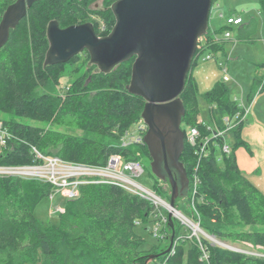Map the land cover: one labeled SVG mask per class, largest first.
<instances>
[{"label": "trees", "instance_id": "obj_1", "mask_svg": "<svg viewBox=\"0 0 264 264\" xmlns=\"http://www.w3.org/2000/svg\"><path fill=\"white\" fill-rule=\"evenodd\" d=\"M15 1L0 0V20ZM97 1L39 0L10 31L0 51V121L14 139L0 149V165L33 163L31 146L46 156L88 165H104L110 155L139 163L143 157L150 158L142 142L122 146L125 135L132 134L140 121L145 104L126 90L134 58L107 74L88 64L86 52L65 64L43 65L51 20L61 28L92 23L98 36L111 31L115 19L110 6L116 0H103L101 10L90 9ZM258 2L264 9V0ZM214 35L208 27L180 96L185 108L182 130L196 127L200 133L194 146L185 141L179 159L189 181L186 208L180 212L218 241L264 247V195L238 169L234 155L239 146H246L240 137L243 124L231 132L229 154L222 152L223 139L211 137L208 126L198 124L199 92L192 67L204 49H222L224 42L215 43ZM81 56L84 59L80 62ZM66 66L74 68L65 73ZM64 75L65 83L61 81ZM263 88L264 76L254 72L252 96ZM201 96L221 128L223 117L241 111L224 82ZM194 176L199 181L195 189ZM153 177V192L169 202V195L158 186L162 181ZM50 191L51 187L40 181L0 177V264H264V257L212 246L204 238L198 240L177 221L173 228L168 221L160 223L159 212L150 202L110 184L80 186L76 199L61 200L64 212L56 223H41L33 210ZM175 207L179 211L176 202ZM146 223H160L158 231L151 232L152 243L135 230ZM165 228L170 236L173 233L172 247L151 260L170 245V240L164 245Z\"/></svg>", "mask_w": 264, "mask_h": 264}, {"label": "water", "instance_id": "obj_2", "mask_svg": "<svg viewBox=\"0 0 264 264\" xmlns=\"http://www.w3.org/2000/svg\"><path fill=\"white\" fill-rule=\"evenodd\" d=\"M39 0H16L3 12L0 20V51L14 30ZM212 0H116L110 6L115 23L105 36L95 33L92 23L61 28L51 20L46 29L48 49L44 67L69 62L86 52L89 65L107 74L121 63L134 58L126 90L144 101L141 119L147 126L142 143L151 158V173L171 187L168 223L173 228L172 212L186 208V194L174 177L188 188L186 171L180 162L184 150L185 114L180 96L190 73L200 38L208 29ZM164 161V174L159 169ZM169 163V165H168ZM211 239H215L211 236ZM173 233L167 250L172 247ZM227 250L239 252L231 247Z\"/></svg>", "mask_w": 264, "mask_h": 264}, {"label": "rangeland", "instance_id": "obj_3", "mask_svg": "<svg viewBox=\"0 0 264 264\" xmlns=\"http://www.w3.org/2000/svg\"><path fill=\"white\" fill-rule=\"evenodd\" d=\"M103 5L104 1L98 0L96 3L90 4L89 8L101 10ZM229 16H240L243 23L240 26L226 28V18ZM98 22L99 24L101 23L100 21ZM208 27L210 31L215 34L214 37L216 39H222L225 31L229 32L230 37L228 38L229 40L223 43L224 48L221 50L213 48L204 49L192 67V75L197 81L199 92L197 101L200 115L198 120L212 126L208 105L201 95L212 89L218 82H223V67L226 68L229 81L225 82V84L230 88L232 99L242 98V101L247 106L249 105V115L244 126H252L253 122L251 118L253 117L261 128V131H256L255 134H253L252 131L246 134L247 136L245 137L250 140L251 148L255 152V156L260 163L258 173L250 176L248 179L253 185L258 187L264 195V88L262 91L258 89L253 96L251 94L254 72L260 76H264V68H259L261 64H264V9L261 8L258 0H214L210 10ZM221 28L223 29L221 30ZM207 55H210L211 59L206 60L205 57ZM83 59L84 56H81L80 62ZM73 68L74 66H66L65 73H69ZM66 77L67 75L62 77L61 81L63 83L67 82ZM74 77L75 76H73L72 79ZM181 128L184 129L183 126H181ZM131 132L137 134L136 126ZM226 140L231 144L232 136H227ZM53 151L55 152L56 150ZM150 163L151 159L149 157L141 158L140 164L144 172L135 178V181L143 187L153 191L155 178L151 173ZM158 186L162 187L161 190L165 195H169L170 197L171 187L168 182H160ZM48 196L42 198L35 205L33 213L35 218L41 223H56L58 215H51L50 210L58 204L62 205V199H57V201L51 203ZM162 200L167 202V200ZM163 214H166V216L168 215L164 208ZM180 214L182 213L180 212ZM178 218H181V216ZM178 218H173V226L175 221L181 223ZM155 229L156 226H154V224L146 223L137 226L135 230L147 243H152L154 237L151 232ZM189 231L192 233L191 229H189ZM165 234L167 235V239L164 245L167 246L170 240L169 237L171 238L172 235L170 236V231L166 228ZM198 236L199 238L206 239L212 246L224 249H227L224 246H228L235 250H239L240 253L245 255L264 257V247H254L251 244L243 243L222 242L216 239V241L213 242L212 240L214 239H211V236L203 231L199 233Z\"/></svg>", "mask_w": 264, "mask_h": 264}, {"label": "built area", "instance_id": "obj_4", "mask_svg": "<svg viewBox=\"0 0 264 264\" xmlns=\"http://www.w3.org/2000/svg\"><path fill=\"white\" fill-rule=\"evenodd\" d=\"M243 20L240 16H229L226 18V28L240 26ZM104 30L102 25L101 31ZM230 34L228 31L224 32L222 39H216L215 43H221L229 40ZM204 43L203 38L199 39L198 47ZM198 49V48H197ZM206 60L211 59L210 55L205 57ZM222 68V66H221ZM224 78L223 82L229 81L227 76V69L223 67ZM237 102L241 111L237 112L233 117L225 116L222 119L223 127L221 128L214 118L210 115L212 126H209L203 121L198 120V124L207 125L211 137L223 139L222 152L229 154L230 144L227 142V136H231L232 130L239 124H244L249 115V105L247 106L241 99H234ZM136 133L126 134L123 138L122 146L127 147L133 142H142V136L147 131V126L142 119L136 126ZM14 136L4 128L0 121V149L5 147ZM184 140L194 146L200 140V133L196 127H188L184 131ZM208 139H205L201 147V153ZM32 154L34 155V162L26 165H0V177L22 178L27 180H36L48 184L51 187V193L48 196L51 203L62 200H73L79 195V188L82 185L88 184H110L118 186L140 198L150 202L154 208L159 212L160 223L167 222V217L163 214V208L167 211L170 210L168 202L163 201L155 192L143 187L135 181V178L140 176L144 169L138 161H125L121 155H110L104 165H88L82 163H74L63 160L56 156H46L42 154L34 146H31ZM194 189L199 183L196 176L193 177ZM64 212V207L60 204L54 206L50 210L51 215H59ZM178 218L183 226L188 230L191 229V236L199 240V233H202L199 224L191 221L180 214L176 209ZM160 223L156 225L155 232L158 231ZM215 242L216 240H212ZM155 264H166L163 261H157Z\"/></svg>", "mask_w": 264, "mask_h": 264}, {"label": "crops", "instance_id": "obj_5", "mask_svg": "<svg viewBox=\"0 0 264 264\" xmlns=\"http://www.w3.org/2000/svg\"><path fill=\"white\" fill-rule=\"evenodd\" d=\"M223 48L224 47H222V49ZM194 79H195V77H194ZM195 81H196V79H195ZM196 83H197V81H196ZM246 121H245V123H246ZM251 121L253 122L252 126L248 125L246 127V126H244L245 123L243 124L244 127H242L241 134H240V137H241L242 141L245 142L246 146L245 147L239 146L234 152L236 165H237L238 169L247 178H249L252 175L257 174L259 169H260V163H259L258 158L255 156V152L251 148V144H250L251 142L249 139H246V137H245V136H247L246 134H249L252 131H253V134H255L256 131H258V132L261 131L260 126H258V124L256 123V120H254L253 117L251 118ZM230 143L231 144L233 143V138H232V141Z\"/></svg>", "mask_w": 264, "mask_h": 264}, {"label": "flooded vegetation", "instance_id": "obj_6", "mask_svg": "<svg viewBox=\"0 0 264 264\" xmlns=\"http://www.w3.org/2000/svg\"><path fill=\"white\" fill-rule=\"evenodd\" d=\"M181 129H182V128H181ZM168 165H169V163H168ZM159 169H160V171L164 174V161H163V160L160 161ZM173 173H174V177H175L176 181L178 182V184H179L180 186H182V193L186 194V193H187V187H185L184 184L180 182V179H179L178 174H177L175 171H173ZM162 182L165 183V182H168V181H167V179H166L165 181H162Z\"/></svg>", "mask_w": 264, "mask_h": 264}, {"label": "bare ground", "instance_id": "obj_7", "mask_svg": "<svg viewBox=\"0 0 264 264\" xmlns=\"http://www.w3.org/2000/svg\"><path fill=\"white\" fill-rule=\"evenodd\" d=\"M172 214H173V215H179V214H177V213H176V212H174V211L172 212ZM179 216H180V215H179ZM179 216H178V217H179Z\"/></svg>", "mask_w": 264, "mask_h": 264}]
</instances>
